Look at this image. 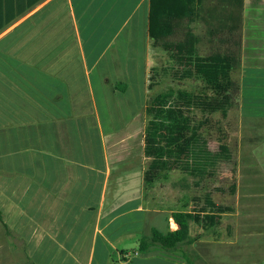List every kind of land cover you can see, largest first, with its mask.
<instances>
[{
	"label": "crops",
	"instance_id": "obj_1",
	"mask_svg": "<svg viewBox=\"0 0 264 264\" xmlns=\"http://www.w3.org/2000/svg\"><path fill=\"white\" fill-rule=\"evenodd\" d=\"M31 2L6 0L16 17L0 30V264L206 261L198 238L221 221L191 223L192 243L174 253L138 252L154 230L178 229L173 213L218 205L207 193L173 211L156 181L168 173L145 179L147 80L167 59L150 0ZM193 30L201 58L240 52L236 110L264 123V0H198Z\"/></svg>",
	"mask_w": 264,
	"mask_h": 264
},
{
	"label": "trees",
	"instance_id": "obj_2",
	"mask_svg": "<svg viewBox=\"0 0 264 264\" xmlns=\"http://www.w3.org/2000/svg\"><path fill=\"white\" fill-rule=\"evenodd\" d=\"M17 1L19 3L20 0ZM29 1L32 5L33 2ZM197 4L198 0H150L149 35L153 46L161 49L169 61L166 66L152 69L151 78L155 79L161 73L177 81L194 79L206 83L212 95L193 96L182 90L169 89L151 100L146 110L148 123L144 139V154L150 159L146 181L175 170L194 177L213 174L221 161L232 159L227 148L217 152L210 149L201 134L208 120H196L194 114L221 112L226 116L231 109L238 107L239 87L232 74L240 69L241 55L240 52H230L209 58L199 57L193 30ZM15 17L14 11L7 9L6 0H0V30ZM177 31H182L183 37L173 41ZM153 85L155 82H151L150 89L154 88ZM185 133L189 135L185 136ZM235 192L236 187L233 186L232 194ZM206 201L205 206L197 211L173 213L172 219L178 229L166 234L154 230L150 237L142 238L138 252L147 254L158 248L174 253L181 245L191 244V223L201 227L204 221L213 219L216 224L227 213L225 207L215 205L209 197ZM203 213H206L204 217ZM188 262L191 264L189 259Z\"/></svg>",
	"mask_w": 264,
	"mask_h": 264
},
{
	"label": "rangeland",
	"instance_id": "obj_3",
	"mask_svg": "<svg viewBox=\"0 0 264 264\" xmlns=\"http://www.w3.org/2000/svg\"><path fill=\"white\" fill-rule=\"evenodd\" d=\"M182 37L176 34L172 40L179 41ZM168 64V59L166 62L158 61L156 68ZM151 74L147 80L148 104L169 89L182 90L193 96L212 95L206 83L177 81L161 73L152 79ZM151 82H155L153 89H150ZM194 115L196 120H208L201 134L210 149L217 152L227 148L232 159L221 161L213 175L190 177L173 171L167 177L156 180L157 184L166 187L168 208L191 211L194 206L199 208L202 199L209 193L216 204L227 209V213L212 234L198 238L207 242L204 255L208 261H201V264H264V123H241L236 108L226 116L221 112H195ZM187 135L189 133H185ZM234 185L236 194H232ZM194 199L201 202L197 204ZM194 230L195 240L200 233L197 234L199 229Z\"/></svg>",
	"mask_w": 264,
	"mask_h": 264
}]
</instances>
